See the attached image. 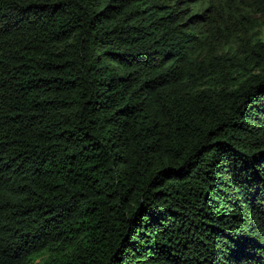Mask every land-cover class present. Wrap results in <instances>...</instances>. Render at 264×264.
<instances>
[{"label": "trees", "instance_id": "trees-1", "mask_svg": "<svg viewBox=\"0 0 264 264\" xmlns=\"http://www.w3.org/2000/svg\"><path fill=\"white\" fill-rule=\"evenodd\" d=\"M0 264H264V0H0Z\"/></svg>", "mask_w": 264, "mask_h": 264}]
</instances>
